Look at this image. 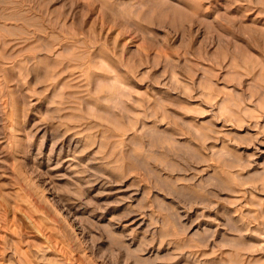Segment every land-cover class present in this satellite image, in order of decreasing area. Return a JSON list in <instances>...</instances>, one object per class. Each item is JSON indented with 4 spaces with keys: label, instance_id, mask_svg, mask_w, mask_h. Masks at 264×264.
I'll list each match as a JSON object with an SVG mask.
<instances>
[{
    "label": "rangeland",
    "instance_id": "1",
    "mask_svg": "<svg viewBox=\"0 0 264 264\" xmlns=\"http://www.w3.org/2000/svg\"><path fill=\"white\" fill-rule=\"evenodd\" d=\"M262 85L264 0H0V264H264Z\"/></svg>",
    "mask_w": 264,
    "mask_h": 264
},
{
    "label": "bare ground",
    "instance_id": "2",
    "mask_svg": "<svg viewBox=\"0 0 264 264\" xmlns=\"http://www.w3.org/2000/svg\"><path fill=\"white\" fill-rule=\"evenodd\" d=\"M247 75L248 76H250V77H252V71H251V69L248 67L247 68ZM259 78V77H258ZM251 79V78H250ZM260 80H261V78H260ZM256 81V80H255ZM252 83V82H251ZM254 85V84H253ZM252 84H251V86H253ZM250 86V85H249ZM263 87H264V85H262ZM199 155V154H198ZM196 159L197 160H202V161H204V160H206L205 159V157H202V155H199V156H197L196 157ZM235 224L234 223H231L230 222V224H229V226L231 227V229H235V226H234ZM204 234V236L202 237V240L200 241L201 243V245H206V244H208V240L209 239H207V237H208V235H210V234H208L207 232L206 233H203ZM111 238H114L113 236L111 237ZM110 238V239H111ZM116 238H117V236H116ZM121 239V238H120ZM124 239V238H123ZM117 240V239H116ZM115 240V242L113 243V245H112V249H114V250H116L117 249V252H115V253H111L112 254V256H111V258H110V260H111V262H112V264H125V263H127L128 261H129V263H132V264H144V261L145 260H143L144 258H141L140 257V255H139V251H141V250H143L144 248H145V246L144 245H139V248H137V249H133V250H129V248H128V246H125L126 244H124V243H122L123 245H121V246H116V244H117V242L118 241H116ZM119 240V239H118ZM112 241V240H111ZM123 241V240H122ZM113 242V241H112ZM120 242V241H119ZM120 244V243H119ZM147 244V243H146ZM145 244V245H146ZM122 247V248H121ZM254 250V249H253ZM154 264V263H153Z\"/></svg>",
    "mask_w": 264,
    "mask_h": 264
}]
</instances>
